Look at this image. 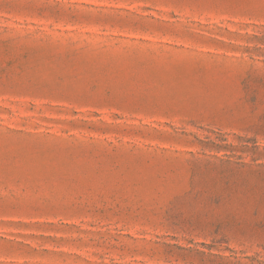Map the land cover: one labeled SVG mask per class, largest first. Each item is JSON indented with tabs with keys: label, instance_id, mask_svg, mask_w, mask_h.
<instances>
[{
	"label": "rangeland",
	"instance_id": "obj_1",
	"mask_svg": "<svg viewBox=\"0 0 264 264\" xmlns=\"http://www.w3.org/2000/svg\"><path fill=\"white\" fill-rule=\"evenodd\" d=\"M0 264H264V0H0Z\"/></svg>",
	"mask_w": 264,
	"mask_h": 264
}]
</instances>
